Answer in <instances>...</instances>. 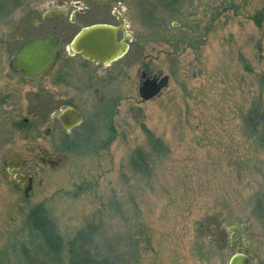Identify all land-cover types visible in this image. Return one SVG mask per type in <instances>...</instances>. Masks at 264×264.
Returning a JSON list of instances; mask_svg holds the SVG:
<instances>
[{
  "label": "rangeland",
  "instance_id": "1",
  "mask_svg": "<svg viewBox=\"0 0 264 264\" xmlns=\"http://www.w3.org/2000/svg\"><path fill=\"white\" fill-rule=\"evenodd\" d=\"M67 1L0 0V264H74L78 254L92 264H229L245 249L229 227L242 223L250 264H264V0H182L175 12L165 0H126L143 55L169 84L142 101L129 77L103 88L121 96L109 130L71 147L61 130L45 132L53 107L40 106L39 83L9 67L23 40L51 31L48 7ZM44 145L63 163L41 162ZM19 156L43 181L28 198L3 173ZM36 209L61 236L58 252L33 226Z\"/></svg>",
  "mask_w": 264,
  "mask_h": 264
},
{
  "label": "flooded vegetation",
  "instance_id": "2",
  "mask_svg": "<svg viewBox=\"0 0 264 264\" xmlns=\"http://www.w3.org/2000/svg\"><path fill=\"white\" fill-rule=\"evenodd\" d=\"M125 1L68 0L67 2L70 3L48 7L43 16L52 23V28L50 32L46 33L56 34L59 37V56L53 66L46 72H40L32 76V79L30 76H25V80H20L23 71L11 69L9 60L10 69L18 73V81L22 83H39V88L37 87L35 92L40 95V106L53 107L49 114L53 122L45 128V132L50 134L51 131H55L56 129L61 130L69 139V141L64 143L68 147L77 146L81 143V140L100 138L106 135L107 130H109L108 126L110 127L112 123L113 109H117L119 106L121 96L116 95L113 98H108L107 92L103 88L110 87V89L114 90L116 89L117 82L127 81L129 77L131 84L134 82L133 87L136 94L139 95L140 101L149 100L157 96L144 99L141 95L140 90L143 81L148 77L161 76L163 75V71L154 68L153 62L149 60V53L143 55L145 41L143 38L140 40L138 34L131 28V10ZM131 1L136 2L139 0ZM157 1L162 4L164 2L163 0ZM165 1L171 2L172 5L170 4L168 9L171 12L178 11L181 7L182 0ZM71 8L72 11H70ZM57 11L64 12L55 15ZM107 13L108 15H114L116 20L95 19L97 15ZM60 17H66L67 21L57 22L56 20ZM164 18L163 15L160 18L158 15L159 21H163ZM95 23H109L118 27L123 26L117 32L118 40L126 43L125 51L109 61L91 59L76 51L72 47L75 35L83 27ZM34 36L23 40L16 47L14 53L25 41ZM154 48L155 46H153ZM53 73L55 74L51 85H54V89L50 90L48 89V77ZM96 95H98V100L95 102L93 97H96ZM70 109L79 111L81 117L78 119L73 118L72 113L69 111ZM25 120L27 121L28 117H25ZM65 121L71 126L65 125ZM28 148L35 150L36 146H28ZM37 155L41 162L52 167L59 166L65 160V155L62 152L52 154V148L46 145L39 146V153ZM57 156L61 157V160ZM51 161L54 164H51ZM3 173H8L18 185L23 187L26 198L34 192L37 184L43 183L42 179L39 180L38 178L39 170L28 159L20 156L9 158L6 168L3 169ZM26 191L28 192L27 194ZM43 210L41 214L45 216L46 214L43 213ZM49 224L54 226L51 222ZM51 230L47 229V232H52ZM240 230H243V228L241 227ZM53 231L56 232L55 229ZM251 238L250 229L245 230L242 235H238V238H236L235 244L241 245L240 249L242 246H245L242 252L247 253V255H249L250 251H253L255 245ZM246 242L252 248L246 246Z\"/></svg>",
  "mask_w": 264,
  "mask_h": 264
},
{
  "label": "water",
  "instance_id": "3",
  "mask_svg": "<svg viewBox=\"0 0 264 264\" xmlns=\"http://www.w3.org/2000/svg\"><path fill=\"white\" fill-rule=\"evenodd\" d=\"M64 11H57L55 15H59ZM47 16V15H46ZM123 27V26H120ZM109 23H95L89 26L83 27L74 37L72 41V47L81 52L86 57L95 59L98 61H109L117 57L120 53L125 51L126 43L118 40V29L120 28ZM59 37L56 34L46 33L38 36H34L25 41L13 54L10 59V67L14 71L22 70L23 74L20 80H25V76H32L39 74L40 72H46L53 66L59 56L58 50ZM169 74H163L161 76L148 77L143 81L141 86V95L144 99H149L162 92L163 88L169 84ZM72 117L78 119L81 114L77 110L70 109ZM65 125L70 127L66 121ZM61 160V157H58ZM51 164H54L51 161ZM23 183L22 180H20ZM28 192L26 191V194ZM247 230L249 225H235L229 227L232 231L231 244L236 243V234L234 230ZM246 246L252 248L248 242ZM251 258L247 253L237 251L231 257L229 264H250Z\"/></svg>",
  "mask_w": 264,
  "mask_h": 264
},
{
  "label": "trees",
  "instance_id": "4",
  "mask_svg": "<svg viewBox=\"0 0 264 264\" xmlns=\"http://www.w3.org/2000/svg\"><path fill=\"white\" fill-rule=\"evenodd\" d=\"M260 15L257 14V21L260 23V17L261 13H259ZM31 221L33 226L35 227V229H37L39 232H41L47 242L48 247L55 251L58 252L60 246L62 245V240H61V236L54 232L53 230L55 229L54 226L50 225V220L48 218H46V216L41 214V211L39 209H36L32 212L31 215ZM47 229H52V232H47ZM78 238V237H77ZM77 238L74 239L72 242H70V247H71V252H73L76 249V241ZM72 263L74 264H92L90 262V259H87L86 256L85 257H80V255L78 254L76 256V258L72 259ZM95 264H108L106 262H101V263H95Z\"/></svg>",
  "mask_w": 264,
  "mask_h": 264
}]
</instances>
